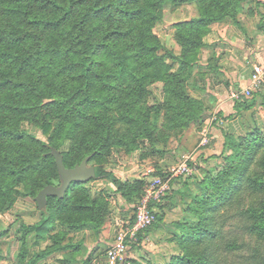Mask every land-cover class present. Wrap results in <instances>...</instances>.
I'll return each instance as SVG.
<instances>
[{
	"label": "trees",
	"instance_id": "16d2710c",
	"mask_svg": "<svg viewBox=\"0 0 264 264\" xmlns=\"http://www.w3.org/2000/svg\"><path fill=\"white\" fill-rule=\"evenodd\" d=\"M166 1L197 5V17L173 24L178 53L153 30ZM247 1L0 0V214L19 196L34 199L44 186L59 184L53 150L66 167L91 155L95 177L112 182L135 211L146 181L121 180L105 169L112 147L127 154L145 143L153 149L201 117L203 104L187 82L203 37L211 22L235 21ZM156 82L162 99L144 104ZM25 120L46 139L31 134ZM160 128L167 131L162 138ZM189 177L177 178L170 204L178 195L182 217L171 240L179 250L164 264H264V130L228 136L216 166ZM87 182L72 183L62 198L47 195L40 220L21 224L19 264H34L24 260L31 233L34 244L49 240L34 258L67 248L70 232L103 226L108 192L92 194ZM159 202L151 204L156 220L136 245L162 220ZM229 219L235 224L226 231ZM0 264H8L1 248ZM122 264L155 263L127 256Z\"/></svg>",
	"mask_w": 264,
	"mask_h": 264
},
{
	"label": "crops",
	"instance_id": "0c3cea01",
	"mask_svg": "<svg viewBox=\"0 0 264 264\" xmlns=\"http://www.w3.org/2000/svg\"><path fill=\"white\" fill-rule=\"evenodd\" d=\"M197 16L198 10L194 1L166 4L163 6L161 22L155 25V33L165 47L178 53L180 47L173 38V24ZM203 40L204 46L200 49L192 76L187 82L188 93L200 99L203 104L201 117L177 133L171 132L170 144L166 141L156 144L152 149L151 145L146 147L145 143L130 154H126L125 161H120L111 153L108 161L115 162L116 168H120V174L113 173L116 177L121 180L140 179L137 175L145 166H151L157 175L164 176V172L171 165L178 163L186 155L200 166L193 172L201 177L205 170L213 169L219 162L228 136L243 135L255 129L264 130V81L257 86L251 81L252 65L264 63V0H248L243 3V9L235 21L211 22L209 32ZM155 87L158 89L152 92L153 100L160 101L163 97L161 83L156 82ZM232 93L236 96H232ZM206 125L209 126V141L205 145H200V132ZM160 149L163 151L159 152ZM106 163L104 168L109 170L105 166ZM101 177H94L85 185L98 182L102 187L90 192L92 194L104 190L108 192L107 215L103 226L96 228L91 224L70 232L64 240V243L69 244L67 248L34 257L35 259L33 256L38 254L49 240L41 242L40 245L34 244L31 233L26 237L25 263L107 264L105 250L112 242L117 222L132 220L134 213H130L132 204L126 202L115 191V185L105 177ZM172 179L170 181H179ZM193 179L195 178L192 177L190 181ZM105 180L108 181L109 186L106 185ZM173 183L171 189L180 187L179 183ZM167 200L168 198L165 199ZM161 205L164 211L162 220L142 233L141 244L147 243L146 241L159 243L169 233L175 231V223L182 215L177 213L178 210L173 211L170 204ZM176 206L181 208L178 195H176ZM3 215L8 218L4 237L9 241L8 245H11L7 250L9 252L3 251L4 262L19 264L17 255L22 245L18 230L21 224L31 225L38 222L41 214L35 199L19 196ZM14 242L15 247L12 248ZM130 248L133 250L135 246ZM129 256L137 258L133 251L129 252Z\"/></svg>",
	"mask_w": 264,
	"mask_h": 264
},
{
	"label": "built area",
	"instance_id": "2783aa9c",
	"mask_svg": "<svg viewBox=\"0 0 264 264\" xmlns=\"http://www.w3.org/2000/svg\"><path fill=\"white\" fill-rule=\"evenodd\" d=\"M251 81L254 85H259L264 81V63H254L251 70ZM232 96H236L232 93ZM209 126L201 129L200 145L208 143ZM188 155L183 156L178 163L171 165L165 172V176L155 173L151 166H145L137 177L146 181L144 193L135 206L134 216L132 220H119L115 228L112 242L105 250L107 264H122L127 257L128 249L138 242V233L145 228L151 226L156 215L151 204L158 203L162 196L170 189L169 181L175 177H187L193 173V167L188 163ZM91 181V180H90ZM89 182V181H88ZM90 191H97L102 184L96 182L86 186Z\"/></svg>",
	"mask_w": 264,
	"mask_h": 264
},
{
	"label": "rangeland",
	"instance_id": "374dc122",
	"mask_svg": "<svg viewBox=\"0 0 264 264\" xmlns=\"http://www.w3.org/2000/svg\"><path fill=\"white\" fill-rule=\"evenodd\" d=\"M166 4H173V3L170 2V1H166L163 4V6H165ZM154 32H155V30H154ZM157 89L158 88L155 87V83L149 85V90L151 91V94H150L151 96L149 95V96H147L144 99V102H143L144 104H149L154 99L153 95H152V92L154 90H157ZM159 126H161V122L159 123ZM24 127L26 129H28L31 132V134H34V135H36L37 137H39L41 139H46V135L42 133V130H41L40 127H37V128L36 127H32L31 123H29V121H26V120L24 121ZM117 127H118L119 132H127L126 125L124 123H118ZM165 133H167V131H165L162 128H160V131H158V137L162 138L165 135ZM171 136H172V133H169L168 137L166 138V140L168 139L167 142L169 144L171 143V141H170ZM161 143H163V141H161V139L158 140L157 144H161ZM112 148H111L112 149L111 153H113L114 156L116 158H118L120 161H125L124 159H125V157H127V155H126L127 153H125L122 149L121 150H116V147H114V146ZM188 163L193 167V170L195 168H199L200 167L199 165L194 163V161L192 159H190V158L188 159ZM88 164L89 165H93V166L97 165L96 161H94V162L90 161V162H88ZM105 166H107V168L109 170H112L113 173L115 172L116 174H120V168L119 167L116 168L115 162H109L108 161ZM196 174L197 173L193 172L187 180L190 181V179L192 177L193 178L198 177L199 175L197 176ZM160 176H162V175H160ZM101 178H103V177H101ZM173 179H177V178H173ZM104 182L106 183V185L109 186L108 181L106 182V180H105ZM170 182H171L172 185H174L173 182H175L177 184L179 183L177 180L170 181ZM180 182H183V180H181ZM171 184H170V186H171ZM170 189H171V187H170ZM170 189L166 193V195L164 194L162 196V198H161V200L159 202L160 204L163 203V205H166V204L168 205V204L172 203V197L174 195V192L177 191V189H171V191H170ZM166 197L168 198L167 201H165ZM171 205L173 206V204H170V207H171V209L173 211L177 212L176 210H178L177 213L182 215V209L180 207H177V206L176 207L175 206L172 207ZM130 213L131 214L134 213L133 208H132ZM7 222H8V218L5 217L3 214H1L0 215V230L2 228H5V226L7 225ZM234 224H235L234 219H229L226 222L225 226H224L225 230L226 231L231 230L233 228ZM171 236H172V233L171 234L169 233V235L167 237H165L163 240H161L159 243H156V244L152 243L151 241H146L147 243H149V245L147 243L141 244V242L138 245L133 244L135 246V248H133V250H131V248H129L128 252H127V256L129 255L130 251H133L137 255L136 256L137 258L129 256L130 258H135V259H137L139 261H142V262L149 261V262L155 263V264H164L170 259V257L173 254L177 253V251L179 250V247H178L176 241L171 240ZM6 240H7L6 237H4V235H3L2 238L0 239V248L2 249V251L9 252L7 250L9 248V246H11V245L10 244L8 245L9 241H6ZM14 247H15V242L12 243V248H14Z\"/></svg>",
	"mask_w": 264,
	"mask_h": 264
},
{
	"label": "water",
	"instance_id": "95a60500",
	"mask_svg": "<svg viewBox=\"0 0 264 264\" xmlns=\"http://www.w3.org/2000/svg\"><path fill=\"white\" fill-rule=\"evenodd\" d=\"M52 155L59 174V184H48L41 188L35 195V202L38 208L46 205V196L51 195L57 198L64 197L66 190L72 183H85L95 177V167L89 165L91 155L85 156L73 167H66L63 163L62 155L53 150Z\"/></svg>",
	"mask_w": 264,
	"mask_h": 264
}]
</instances>
